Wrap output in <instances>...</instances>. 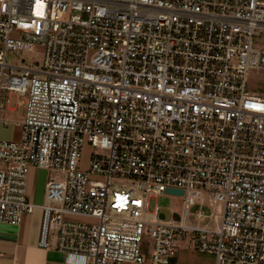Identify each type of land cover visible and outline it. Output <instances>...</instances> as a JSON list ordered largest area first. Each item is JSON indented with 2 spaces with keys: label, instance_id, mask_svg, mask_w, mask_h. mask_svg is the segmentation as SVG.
Returning a JSON list of instances; mask_svg holds the SVG:
<instances>
[{
  "label": "built area",
  "instance_id": "built-area-1",
  "mask_svg": "<svg viewBox=\"0 0 264 264\" xmlns=\"http://www.w3.org/2000/svg\"><path fill=\"white\" fill-rule=\"evenodd\" d=\"M262 32L264 0H0V122L22 131L0 138V223L37 208L38 168L61 175L38 247L66 264H173L181 241L264 264ZM36 46L41 66L7 63ZM15 97L22 122L1 118ZM169 189L185 209L167 219Z\"/></svg>",
  "mask_w": 264,
  "mask_h": 264
},
{
  "label": "rangeland",
  "instance_id": "rangeland-1",
  "mask_svg": "<svg viewBox=\"0 0 264 264\" xmlns=\"http://www.w3.org/2000/svg\"><path fill=\"white\" fill-rule=\"evenodd\" d=\"M254 44L257 49L264 50V32H262L261 35L255 39ZM44 51V47L36 46L34 48V51L30 53H9L7 56V63L12 66H41L44 58ZM248 84L250 88H255L256 90L264 88V72L261 70H253L249 75ZM21 101L24 102V105L21 107L16 106L15 97L14 103L12 105L15 111L4 112L1 115V118L12 122L24 121L26 118L28 97L21 98ZM5 131L6 132L1 133L0 136L3 139L19 141L22 137L21 127L19 126H12ZM84 153V165L86 166L90 159L92 149L90 147H87ZM60 176L61 175L54 171L33 168L28 175V192L31 201L44 202L46 184L52 178H58ZM154 202L160 205L162 213L166 216L167 219H169L173 213L182 214L185 209V199L182 196L162 194L156 197ZM199 209L202 208L198 203L191 209V212L195 213Z\"/></svg>",
  "mask_w": 264,
  "mask_h": 264
},
{
  "label": "crops",
  "instance_id": "crops-1",
  "mask_svg": "<svg viewBox=\"0 0 264 264\" xmlns=\"http://www.w3.org/2000/svg\"><path fill=\"white\" fill-rule=\"evenodd\" d=\"M5 130L0 122V136ZM31 202L37 208L24 218L21 225L0 223V264H66L62 253L45 251L38 247L42 222V211L39 207L43 202ZM177 246L178 256L173 264H214L213 255L194 250L186 241L179 242Z\"/></svg>",
  "mask_w": 264,
  "mask_h": 264
},
{
  "label": "water",
  "instance_id": "water-1",
  "mask_svg": "<svg viewBox=\"0 0 264 264\" xmlns=\"http://www.w3.org/2000/svg\"><path fill=\"white\" fill-rule=\"evenodd\" d=\"M167 192L170 193V194H177V195H180V196L183 195L182 191H175V190L169 189Z\"/></svg>",
  "mask_w": 264,
  "mask_h": 264
}]
</instances>
